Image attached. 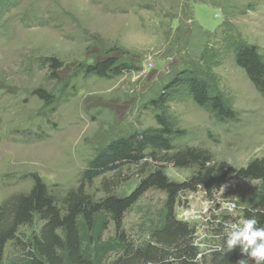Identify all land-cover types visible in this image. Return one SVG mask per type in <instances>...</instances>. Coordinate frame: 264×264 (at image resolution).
Here are the masks:
<instances>
[{
  "label": "rangeland",
  "instance_id": "374dc122",
  "mask_svg": "<svg viewBox=\"0 0 264 264\" xmlns=\"http://www.w3.org/2000/svg\"><path fill=\"white\" fill-rule=\"evenodd\" d=\"M209 3L19 0L0 22V228L12 221L14 199L31 191L32 176L43 179L61 207L67 195L81 187L82 173L99 150L120 137L157 128V114L186 132L174 141V153L200 148L216 162L236 168L264 157V98L228 48L229 41L256 46L264 61V0H232L225 4V12ZM205 34L210 41L206 55H216L208 67L212 84L239 114L237 123H221L198 107L183 81L166 88L177 78L182 80L183 70L204 66ZM50 58L63 65L57 72L60 81L44 63ZM110 58L131 70L112 79L77 71L81 65ZM38 89L54 95L52 107H45L34 94ZM161 98L165 105L157 107L154 102ZM158 168L178 183L193 173L149 161L99 177L84 185V193L100 200L106 195L103 185L109 182L113 194L129 196ZM259 189L258 182L234 178L213 199L202 188L179 197L176 217L195 229L193 246L201 255L193 264H212L220 245L217 232L227 233L233 223H242ZM165 199L164 193L151 190L125 215L123 229L135 251L151 245L150 233L159 224ZM228 200L236 204L235 211L225 208ZM42 227L37 217L21 226L16 240L6 245L0 264H23ZM115 235L111 224L104 238ZM166 251L162 261L150 264H180L172 251ZM121 255L108 256L107 263Z\"/></svg>",
  "mask_w": 264,
  "mask_h": 264
},
{
  "label": "trees",
  "instance_id": "16d2710c",
  "mask_svg": "<svg viewBox=\"0 0 264 264\" xmlns=\"http://www.w3.org/2000/svg\"><path fill=\"white\" fill-rule=\"evenodd\" d=\"M209 1L211 7L225 12V4L232 0ZM18 5L19 0H0V22ZM204 37L205 55L201 57L204 66L193 65L183 70L182 80L177 78L166 88L169 90L183 81L198 107L207 110L221 123H237L239 114L212 84L208 67L216 55H206L210 41L208 35ZM228 48L233 51L237 67L264 98V61L258 48L239 41H229ZM44 63L51 68L53 79L60 81L57 72L63 67L62 63L57 58L45 59ZM127 66L117 58H110L92 65H81L77 71L86 76L112 79L131 70ZM34 94L45 107H52L56 102L54 95L45 89H38ZM154 104L163 107L165 101L161 98ZM155 120L157 128L120 137L99 150L82 173L81 187L76 192H70L61 207L49 193L43 179L32 176L31 191L14 199L12 221L0 228V259L6 245L16 240L19 228L32 224L37 217L43 222V227L33 239L27 255L29 258L23 264H137L141 260L144 264H150L162 261L166 250L172 251L180 264H193L199 255L197 247L193 246L195 229L177 219L175 209L179 197L202 188L206 197L213 199L214 194L234 178L259 183V194L254 200L253 209H246L244 218L255 217L257 226H264V157L236 168L226 161L216 162L208 151L200 148H187L174 153V141L184 138L186 132L175 128L164 114L155 115ZM149 161L173 164L178 169H192L193 173L187 180L178 183L171 181L158 168L145 176L129 196L113 194L108 187L109 182L104 183L106 195L100 200H94L84 193V185L99 177ZM151 190L164 193L166 199L158 213L159 224L150 233L151 245L135 251L127 241L123 220ZM111 224L115 227L116 235L105 239L104 235ZM220 232L221 229L217 233ZM225 237L220 240V245H223ZM218 252L213 253L212 264H238L241 259L249 260L238 246L229 253ZM112 254L122 255L116 261L107 263L108 256ZM249 264L254 262L249 260Z\"/></svg>",
  "mask_w": 264,
  "mask_h": 264
},
{
  "label": "clouds",
  "instance_id": "9594fccd",
  "mask_svg": "<svg viewBox=\"0 0 264 264\" xmlns=\"http://www.w3.org/2000/svg\"><path fill=\"white\" fill-rule=\"evenodd\" d=\"M226 207L231 211L235 205L228 204ZM257 225L255 217L245 218L239 224L233 223L227 231L223 245L217 246V250L229 253L238 246L254 264H264V226ZM249 260L241 259L238 264H249Z\"/></svg>",
  "mask_w": 264,
  "mask_h": 264
},
{
  "label": "built area",
  "instance_id": "2783aa9c",
  "mask_svg": "<svg viewBox=\"0 0 264 264\" xmlns=\"http://www.w3.org/2000/svg\"><path fill=\"white\" fill-rule=\"evenodd\" d=\"M228 204H233V205H235V207H233V208L231 209V212H233V211H235V210L237 209L236 204H235L234 202L228 200V201L224 202L225 208H226L228 211H230L229 208L226 207V205H228ZM183 216H184L183 218H185V219L188 218V212H187V213H184ZM224 230H226V228H225ZM226 235H227V233H225V231H223V232H221V233H218L216 237H217L219 240H221V239H222L224 236H226ZM218 251H219V250H217V248H216L215 252H218ZM199 256L201 257V255H199Z\"/></svg>",
  "mask_w": 264,
  "mask_h": 264
}]
</instances>
